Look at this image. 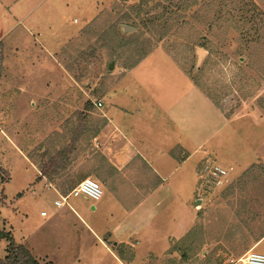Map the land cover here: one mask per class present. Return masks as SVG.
<instances>
[{"label": "rangeland", "instance_id": "374dc122", "mask_svg": "<svg viewBox=\"0 0 264 264\" xmlns=\"http://www.w3.org/2000/svg\"><path fill=\"white\" fill-rule=\"evenodd\" d=\"M9 1L0 0V231L40 264H118L104 243L116 223L109 214L116 209L113 184L101 185L97 201L70 196L58 207V193L37 182L34 167L49 166L60 152L91 148L90 135L103 120L97 103L118 81L117 92L147 90L150 102L182 96L186 128L195 124L203 143L186 166L196 170L206 147L216 145L218 155L203 165L228 170L222 186L188 175L202 186L195 222L182 236L185 213L175 206L134 264H230L252 246L264 252V0H184L157 26L143 21L145 10L159 14L169 1L146 0L136 27L131 7L145 0ZM163 25L169 29L161 35ZM76 171H64L71 173L57 182L74 180ZM62 185L58 191L68 194ZM7 245L0 238V259ZM119 250L128 255L123 245Z\"/></svg>", "mask_w": 264, "mask_h": 264}, {"label": "crops", "instance_id": "0c3cea01", "mask_svg": "<svg viewBox=\"0 0 264 264\" xmlns=\"http://www.w3.org/2000/svg\"><path fill=\"white\" fill-rule=\"evenodd\" d=\"M49 33L52 34V31ZM133 71L132 68L124 70L123 75ZM117 82L106 102L98 107L103 111V120L90 135L91 148L80 154L73 148L53 156L56 160L51 157L49 166L38 167L34 161V167L39 176L37 182L43 183L46 189L55 193L63 183L68 184L67 188H74L81 180L92 176L88 173L90 171L96 174L95 178L101 185L112 183L114 190L111 194L115 200L111 203L116 209L109 214L116 223L106 229L105 234L109 233L110 239H106L108 243L104 240V243L118 264H134L139 257L138 253L144 252L143 245H150L165 230L163 222L173 216L175 206L178 211L185 213V218L179 224L184 231L182 236L192 225L191 222H195L196 210L193 206L200 203L197 191L202 186L195 181L192 183L187 176L199 178L204 159L215 157L218 153L216 145L204 146V156L197 159L198 163L202 161L199 167L194 170L186 166L199 154L203 143L196 134L195 124L192 131L186 128L184 108L180 107L182 96H174L172 103L161 99L150 102L152 97L147 90L138 94L124 86L121 92H117ZM190 87L212 103L230 124L231 121L198 86L191 82ZM89 120L92 121L91 118ZM71 167L77 168L79 176L74 180L66 179L62 184L57 182L61 175L71 173L64 172ZM92 207L97 210L95 205ZM261 238L264 239V234ZM112 243L123 244L128 255H117Z\"/></svg>", "mask_w": 264, "mask_h": 264}, {"label": "built area", "instance_id": "2783aa9c", "mask_svg": "<svg viewBox=\"0 0 264 264\" xmlns=\"http://www.w3.org/2000/svg\"><path fill=\"white\" fill-rule=\"evenodd\" d=\"M97 106H102V102L99 101ZM200 175L211 179L214 185L222 186L227 178L228 170L226 168L216 164L207 162L202 166ZM58 193L59 198L55 200V205L60 207L68 204L70 196L78 197L84 195L94 201L99 200L103 195V189L101 184L90 177L81 180L74 188H72L68 194H61L58 189L55 190ZM48 212L41 211V216L45 217ZM230 264H264V252H258L255 250H249L238 258H230Z\"/></svg>", "mask_w": 264, "mask_h": 264}, {"label": "trees", "instance_id": "16d2710c", "mask_svg": "<svg viewBox=\"0 0 264 264\" xmlns=\"http://www.w3.org/2000/svg\"><path fill=\"white\" fill-rule=\"evenodd\" d=\"M168 1L169 3L167 4V6L164 7L163 12L159 14L158 13L151 14V11L145 10L144 13L145 18H143L144 19L143 21H147V23H151L154 26L160 25L159 21L162 19H164V23H166L171 17L164 18L165 15L172 13L174 8L176 7L178 8L180 3L184 2V0H168ZM147 3H148L147 1L146 4L142 2L140 4L139 2L138 4H135L134 6L131 7L136 11L135 19H131V17L128 16V18L131 19L130 23L132 26L134 27L138 26V22L136 19L141 15V13H143L144 11L143 6L147 5ZM161 27L164 29V32H162L161 35H164L166 33L165 31H167L169 28L166 25H163ZM52 159L56 160V157H53ZM68 189L71 190L72 188L69 187ZM0 238H4L8 243L7 254L4 258L0 259V264H40L39 260L33 254V252L26 245L22 243H17L10 232L0 231ZM122 245L123 244L112 243V247L116 248L117 250H119Z\"/></svg>", "mask_w": 264, "mask_h": 264}, {"label": "water", "instance_id": "95a60500", "mask_svg": "<svg viewBox=\"0 0 264 264\" xmlns=\"http://www.w3.org/2000/svg\"><path fill=\"white\" fill-rule=\"evenodd\" d=\"M124 28H133V27H130V26H126V25H124ZM200 56H202L201 53H200Z\"/></svg>", "mask_w": 264, "mask_h": 264}]
</instances>
